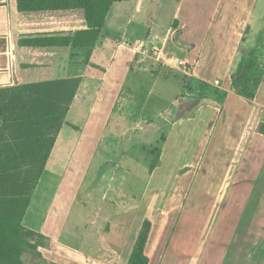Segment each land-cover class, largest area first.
Instances as JSON below:
<instances>
[{"label":"crops","instance_id":"crops-1","mask_svg":"<svg viewBox=\"0 0 264 264\" xmlns=\"http://www.w3.org/2000/svg\"><path fill=\"white\" fill-rule=\"evenodd\" d=\"M43 16H52L56 22L26 31L25 22H28V19ZM85 28L81 11L22 15L17 11L16 0H0V88L79 78L80 86L68 113L75 111L82 114H99L98 110L93 108L95 101L102 102L103 98V101L113 106L114 112L118 111L108 112L102 125L107 130L110 121H118L117 124L114 122L111 125L121 136L136 128L143 130L141 125L136 127V115L131 117V121L128 120L127 106L134 103L136 98L124 94L122 85L132 76L137 77L141 73L149 75L152 78L153 91L166 105L172 106L176 101L173 98L164 100L163 95L174 87H181L182 94L179 98L182 96L184 101L191 100L192 96L199 98L202 102L187 116L171 122L170 118L164 117L165 114L162 113L160 118L163 117L166 122L161 126L153 125L156 133L165 132L159 140L158 163L150 172V177L154 178L172 152L182 146H189L191 149V153L188 152L186 156L184 154L181 163L175 164L183 170L191 169L190 162L185 163L190 155L195 161L194 166L199 167L205 162L207 151L214 152V161L208 165L211 166L215 162V167L224 170V173L220 172L218 175L222 178V186L215 203V211L225 217L226 222L221 221V225H214L212 230L216 233L228 232L231 245L235 246L230 255L224 256L218 249L212 254L208 252V240L204 236L202 242L198 241V246L190 247L192 251L187 254L188 262L175 260L172 255L171 261L173 264H200L203 256L208 254L212 257L218 253L220 255L217 260L223 261L224 258L230 257V263L236 264L239 242L245 243L248 239L252 245L245 248L243 255L251 257L256 248L263 252L264 132L260 133L259 127L264 123V76L252 101L238 95L231 87L230 77L241 56L250 52L244 49L246 44L255 36L264 34V0L116 2L108 12L100 38L88 62H85L83 50L69 47L27 48L18 45L21 39L29 36L46 33L70 34ZM153 47L160 50L158 58L150 55ZM260 59L264 70V53ZM178 61L187 64L188 75L183 74L178 67ZM159 111L156 114L158 119L161 113ZM67 116V124L57 135L42 176L46 173L50 177H56L62 167L64 150H67L68 143L72 141L71 134L65 133L66 136H63L64 129L81 132V127L67 121ZM228 119H233L231 124ZM148 126L152 127V124ZM216 130L218 137L215 138L214 144ZM154 141H151L152 144ZM110 160L108 157L103 159L105 166L110 164ZM52 169L56 171L52 172ZM181 174L183 176L184 172ZM174 177L176 178V174ZM55 192L54 190L53 201L50 200L53 202L52 208L54 200L58 198ZM165 196L166 204L162 196L152 194L150 197L141 196L139 199L145 202L142 203L138 199V205L135 200L129 207L123 208L120 205L122 215L118 213L116 216L125 219L124 216L130 210V225L121 226L119 223L107 226L104 240L98 242L86 239L85 242L92 244L94 248L81 256L71 254V249L65 245V241H58L55 235V220L48 221L46 225L50 231V240L40 247L39 251L50 264H127L141 226L149 217L151 230L145 247L148 264H169L167 259H170V255L164 240L168 238L170 218L183 207L185 193L179 194L177 188L165 193ZM242 200L247 202L242 204ZM71 201L73 206L76 197L71 198ZM159 201L162 202L159 205L164 206L157 209L155 206ZM59 203L63 204L62 201ZM26 214L23 224L32 229V226L25 224ZM33 228L32 230L47 238L45 227ZM220 240L223 243L228 239L224 240L221 236Z\"/></svg>","mask_w":264,"mask_h":264},{"label":"rangeland","instance_id":"rangeland-1","mask_svg":"<svg viewBox=\"0 0 264 264\" xmlns=\"http://www.w3.org/2000/svg\"><path fill=\"white\" fill-rule=\"evenodd\" d=\"M55 22V18L52 16L28 19V22H25L26 31L36 29L37 26V28L42 27L45 24L52 25ZM262 35L255 36L244 49L251 51L256 48L259 37ZM260 50V58H262L264 42H262ZM151 81L152 78L149 75L141 73L137 77H130L122 85L124 94H130L136 98L134 103L127 106L128 120L131 121V117L136 115V127L141 125L142 131L136 128L121 136L120 132L114 130L111 125L114 122L117 124L116 120L110 121V126L105 130L102 124L105 123L106 114L108 112L116 113L118 110L114 112L113 106L103 101V98L102 102L95 101L96 104L93 108L98 110L99 114L90 115L88 112L82 114L75 111L68 113L67 121L80 126L81 132L70 128L64 129L63 136H66L65 133L71 134L72 141L68 143L67 150H64L65 157L62 167L59 168L56 177H50L46 173L41 177L25 218V224L32 226V229L36 226L45 227L48 239L43 240L44 245L50 240V231L46 222L55 220L56 238L60 242L65 241V245L71 249V254H80L79 256H81L84 252L89 253L94 247L92 244L86 243V239L91 242L104 240L103 236L108 231L107 226L119 225V223L121 226H126L131 223L130 210L124 216L125 219H119V216H116L118 213H122V209H119L120 205L123 208L129 207L134 204V200L138 205V199L141 196L150 197L152 194L162 196V200L166 204L165 193H170L178 188L179 194L184 192L185 197L182 201V209L170 218L171 226H169L168 238L164 240L168 246L166 250L170 255V259H167L169 264H173L171 255L175 260L181 259L183 262H188L189 255L187 254L192 251L190 247L198 246V241L202 242L204 236L208 240L206 246L208 252H212V254L218 249L224 256L230 255L234 249L235 244L231 245L228 232L216 233L214 229L212 230L214 225H221V221L226 222V218L218 215L215 211V203L222 186V178L218 175L220 172L224 173V170L215 167V162L211 166L208 165L214 161V152L208 148L205 162L201 163L199 167L194 166L195 161L191 159L192 155H190V161L187 160L185 163L190 162L191 169L183 170L176 165L184 160V154L186 156L188 152L191 153V149L189 146H182L179 150L172 152L171 157H168L164 167L162 166L157 171L154 178L150 177V166L160 151L159 140L165 132L156 133L153 125L161 126L166 122L163 117L160 118L162 113L165 114L164 117H169L171 122H174L177 118L190 114V111L202 102L193 96L191 100L184 101L182 96L179 98V95L182 94L181 87L179 89L174 87L163 95L165 96L164 100L173 98L176 101L172 106L166 105L153 91ZM173 108L174 112H172ZM158 111L161 112L159 119L156 116ZM103 112L106 113L103 114ZM174 116H176L175 119H173ZM128 120L127 122H129ZM231 120L233 119H228L230 124ZM147 123L148 125L152 124V127ZM152 129L153 131H151ZM216 137H218V130L213 137L214 144ZM152 140H155L153 144ZM151 144L152 146L149 147ZM107 157L111 160L110 164L105 166L103 159ZM55 171L56 169H52V172ZM182 172H184L183 176ZM164 181L167 183H161ZM175 186L177 187L174 188ZM54 190L56 191L55 196L58 194V198L56 201L54 200L52 208ZM73 197H76V203L72 206L71 198ZM50 200L52 201L50 202ZM61 201L63 204L59 203ZM141 202L143 203L145 200L142 199ZM246 202L247 200L241 201L242 204ZM159 204L162 202L159 201L155 208L159 209L164 206ZM221 236L222 239L227 238L228 240L222 243ZM248 240L245 243L239 242V256L236 264H264V251L262 252L259 248H256L249 258L243 255L245 248L252 245ZM166 246L164 247L166 248ZM219 255L217 253L211 257L207 254L201 258L200 264H231L230 257L224 258L223 261L217 260ZM208 259L209 261H207ZM46 264L50 263L47 261Z\"/></svg>","mask_w":264,"mask_h":264},{"label":"trees","instance_id":"trees-1","mask_svg":"<svg viewBox=\"0 0 264 264\" xmlns=\"http://www.w3.org/2000/svg\"><path fill=\"white\" fill-rule=\"evenodd\" d=\"M121 1L126 0H16L22 15L81 11L86 25L70 34L29 36L18 45L83 50L88 62L111 6ZM262 42L264 34L256 48L241 56L230 77L231 87L248 101L255 98L264 76ZM79 86V78H70L0 88V264L47 263L39 251L45 237L24 226L23 220ZM259 132H264V123ZM158 158L159 153L150 172ZM150 230L146 219L127 264H148Z\"/></svg>","mask_w":264,"mask_h":264},{"label":"built area","instance_id":"built-area-1","mask_svg":"<svg viewBox=\"0 0 264 264\" xmlns=\"http://www.w3.org/2000/svg\"><path fill=\"white\" fill-rule=\"evenodd\" d=\"M150 55L153 57V58H158V56L160 55V50L157 49V48H151L150 50ZM178 67L181 68L183 74L185 75H188L189 73V68L187 66V64L183 61H178ZM218 82L216 81L215 84H217Z\"/></svg>","mask_w":264,"mask_h":264}]
</instances>
